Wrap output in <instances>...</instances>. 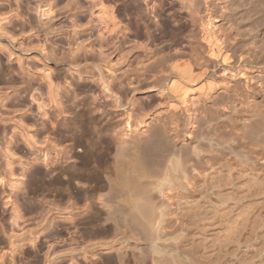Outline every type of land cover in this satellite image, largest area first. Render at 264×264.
I'll return each mask as SVG.
<instances>
[{
    "label": "bare ground",
    "instance_id": "bare-ground-1",
    "mask_svg": "<svg viewBox=\"0 0 264 264\" xmlns=\"http://www.w3.org/2000/svg\"><path fill=\"white\" fill-rule=\"evenodd\" d=\"M23 1L27 15L46 19L38 22V32L61 33L53 30L50 15L54 3L64 0ZM110 3L66 0L65 7L72 4L80 13L75 35L90 30L95 38H78L67 55L40 49L45 68L50 63L76 73L73 98L63 100L68 91L51 73L42 74V85L34 88L36 71L17 60L21 77L29 74L17 80V88L48 122L51 109L61 117L60 145L52 147L59 179L45 172L53 165L51 147H37L40 140L29 136L20 119L12 123L41 157L33 156L23 169L28 186L20 199L32 205L26 212L41 209L42 200L34 203L27 195L45 191L42 181L60 190V220L52 226L61 243L54 256L59 260L45 252L35 264H264V5ZM25 22L33 23L29 16ZM41 86L47 102L37 91ZM16 106L24 107L23 101ZM8 157L5 168L12 176ZM35 163L45 171L29 172ZM29 244L41 249L33 239Z\"/></svg>",
    "mask_w": 264,
    "mask_h": 264
},
{
    "label": "rangeland",
    "instance_id": "rangeland-1",
    "mask_svg": "<svg viewBox=\"0 0 264 264\" xmlns=\"http://www.w3.org/2000/svg\"><path fill=\"white\" fill-rule=\"evenodd\" d=\"M110 1L111 0H109V2ZM255 2H257L256 4L258 8L263 7L264 5V0H255ZM65 3H66V0L60 3L55 2L54 3L55 7H53L52 9L53 13L50 15V18L52 21L51 25H52L53 30H59L61 33L45 36L42 34V32H38V30L35 27L37 26L38 22H44L46 21V19L41 18V21H39L37 16L33 12L27 15L25 12L23 0H0V46H1V49H0V80H2L0 82V119L2 121L0 123V180H1L0 181V264H35V261H37V259H39L40 261L43 260L42 255L45 252H47V255L50 258H51V255L54 254L52 256V259L54 262H56L55 259H57L58 256L56 257L54 256L58 255L57 252L59 253V250H61L60 249L61 247H59L61 243H59L60 241L58 240L59 236L56 232V230L58 231V229L53 228L55 227L54 225L58 224L60 220L59 219L60 209L58 208V206L61 208L60 201H58L59 200L58 198L60 197L59 196L60 190L58 191L59 184L53 185L54 187L52 188V185L51 186L49 185L50 182L48 183L46 181L47 183L44 184L45 181H42L41 183L43 184H41L40 188L45 186L44 187V189L46 188L45 191L42 190L43 188L41 189L44 194L41 192V190L40 191L38 190L37 192H33V193L30 192L27 195V197L30 196L32 200L33 199L40 200V201L42 200L41 202H39L40 204L37 203V206L39 205V207L37 208H41V209L40 210L35 209V211L29 210V212L28 211L26 212V207H32V205L27 204L26 206V204H23L22 200L20 199L21 196H23L22 194H23L24 188L28 186V181H27L28 179L26 180L25 177L21 178L24 173L28 175V173L24 172L23 169L26 168L27 166L26 163L28 164L33 156H37L39 159H41V157H40V153H36L37 152L36 150H32L25 145L19 133L20 130L15 129L12 123H15V122L19 123L20 121L21 123L23 122L22 125L25 124L24 128L26 129L25 131H27L29 136H31L34 140H38V141L40 140L39 143L41 144L38 143L37 147H39V145L41 147L47 146V148L49 149L51 147V150L48 151V154H49L48 156L50 159L49 162H53V165L49 164L50 168L52 169L51 170L46 169L45 171V167L43 164L35 163L33 166L27 167L29 169V172L30 170H33L34 168H40L45 172L49 171V173L47 172L46 175L50 174L52 175V178L54 176V179H55V177L58 175V174H55V172L57 173L59 171V168L57 164L54 163L55 155L53 153L54 151L52 150V147L55 145L58 147L60 145V142H58L59 141V138H58L59 131H58V126L56 124L61 119V117L56 118L54 116V112L52 111V109L51 110L48 109L49 110L48 116L51 117L50 120L54 124L52 122H48L46 120L47 118L46 119L42 118L36 112L35 103L31 102L29 94L25 92L23 89H20V90L18 89L19 83L17 82L19 81V78L23 77V79H28L29 74L27 73L28 75L25 74L21 77V73L18 70L17 60H20L21 64L30 67L31 72L35 73L36 71L38 76L37 77L33 76L34 78L33 87L34 88H37V86L42 85L41 84L42 82H40V79H39L42 74L51 73L52 74L51 77L53 78V80L56 81L58 79L57 81L59 83L61 82L62 85L64 84L63 86H65V89H66L65 92L68 91L67 95L66 93L62 95L63 96L62 98L64 101H65V96H67L66 98L71 99L75 95H77L76 94L77 92H75V86L78 80L76 73L67 71V68L65 69H62L60 67L56 68L52 66L50 63L48 64V67L45 68V65L42 61V57L40 56L41 47L45 49L44 52L53 48L55 50L54 55L59 56L62 53L67 55V53H69V50L74 51L76 43L79 42L78 41L79 39L83 40L82 39L83 37H85L84 39H88L89 36L91 37V40L95 38V37L92 38L95 35L94 33L95 31H92L93 33L92 32L90 33L89 32L90 30L88 31L85 30L82 32V34L80 32L79 33L80 35L78 33L75 35L73 31L74 29L73 22H75V20L78 19L77 16L80 13L75 11L72 4L69 7H65ZM120 3H121V0L119 1L112 0V4L111 3L110 4L113 7L115 6V8H117V6L119 7ZM28 16L31 18L33 22L32 24H29V25L25 22ZM30 26H33V27L30 28ZM177 37L173 39L174 40L173 42L177 41V39L180 38L179 35ZM44 52H41V53L44 54ZM73 57L74 55H72V58ZM58 77H64L65 81L63 82L62 80H59ZM8 79L9 80L11 79V80L8 81ZM12 80L14 81L12 82ZM66 85L68 86L67 88H66ZM11 86L13 87V89L14 88L15 89L13 90ZM9 87L12 90L8 89ZM37 91L39 93L40 92L43 93V100L47 102L45 100L44 86H41V90L38 89ZM72 100H69L70 103L72 102ZM20 101H23L24 107L16 106L17 103ZM69 101L66 102L68 104L65 103L64 105L68 106L70 104ZM14 107L18 108V110L20 109L21 110L23 109V110L22 112L21 111L15 112L13 111L15 109ZM71 107H69L70 110H72ZM72 111H74V109ZM52 114L55 118L52 117ZM40 122L42 124L44 123L43 124L45 128L44 130H42ZM50 123H52L54 127ZM10 138H13L14 141L13 140L10 141L9 140ZM42 140H43V143L45 142L44 144L42 143ZM6 148H8V151L10 153V154L8 153V155L6 152L7 151ZM5 156L7 157L9 156L8 157L9 160L11 159V161H13L12 165L10 166L13 172L12 176H9L8 173L6 172L7 168H5L6 167L5 161L7 157L5 158ZM54 165H56L57 167L56 166L54 167ZM54 170L56 171L54 172ZM52 171L53 173H50ZM50 175H48L49 177L47 176L49 179L51 178ZM47 177H44L45 178L44 180H46ZM15 184H20L21 187L18 185L17 186L18 190L14 191L11 189V186H14ZM56 185L58 188L55 187ZM46 190H48L49 193ZM38 192L42 194L40 195ZM34 193H36L35 196H34ZM31 195L33 196V198ZM15 196L18 197L19 199L17 200L16 204L12 203ZM34 200L33 202L35 203ZM4 202L5 203L9 202V203L5 204ZM21 204L23 205L21 206ZM43 204H44V207H43ZM13 205H16L15 206L17 208L16 211H17V214H19L17 220L15 219L14 222L11 219V214L14 212V208H15ZM57 208L59 209L58 212H57ZM43 211H45V214H43L44 213ZM46 213L48 214L46 215ZM43 215H46L44 216L45 219L44 217L40 218ZM41 219H42V222L40 221ZM49 219L53 220V222H49L50 221ZM46 225H49L50 227L53 226V227L48 228V226ZM56 227L58 228V226ZM32 239L35 240V244H34L36 246L35 248L38 250L39 248H41L39 251L32 249L33 246L31 247V245L29 244L30 241H32ZM11 245H13V247H11ZM38 245H40L41 247ZM48 246H49V249H47ZM16 247H19V248H16ZM9 256H12V257H9ZM40 261H39V264H42L43 261L41 263ZM36 264H38V262Z\"/></svg>",
    "mask_w": 264,
    "mask_h": 264
}]
</instances>
